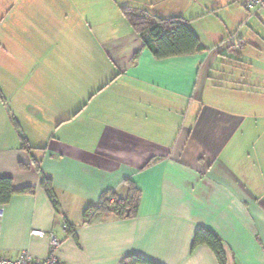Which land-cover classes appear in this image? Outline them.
Listing matches in <instances>:
<instances>
[{"label": "crops", "instance_id": "crops-1", "mask_svg": "<svg viewBox=\"0 0 264 264\" xmlns=\"http://www.w3.org/2000/svg\"><path fill=\"white\" fill-rule=\"evenodd\" d=\"M60 1L0 0V73L11 79L0 78V177L15 191L2 204L0 254L46 259L54 235L58 264H120L130 254L159 264H219L207 245L192 248L205 228L220 238L225 264H264V195L253 189L264 185V170L241 165L242 149L232 144L243 127L238 109L264 90V62L252 59L264 57V10L250 14L239 0H109L123 18L114 27L86 15L84 1ZM124 6L183 18L201 48L156 58ZM240 23L248 29L231 35ZM59 30L65 38L53 49ZM86 30L94 62L116 77L38 80L61 63L59 52L83 68L77 56ZM161 66L169 71H155ZM126 181L141 193L135 217L84 220L103 193L124 198Z\"/></svg>", "mask_w": 264, "mask_h": 264}, {"label": "trees", "instance_id": "trees-1", "mask_svg": "<svg viewBox=\"0 0 264 264\" xmlns=\"http://www.w3.org/2000/svg\"><path fill=\"white\" fill-rule=\"evenodd\" d=\"M120 9L133 30L137 34L142 35L144 45L158 59L174 55L191 54L201 48L199 39L192 33L186 21L181 17L164 18L153 15L148 11L128 6ZM125 183L128 190L124 198L119 197L113 191L103 193L97 204L86 208L83 214L84 220L91 221L96 215L119 219L135 217L139 208L141 193L131 181H126ZM41 185L54 207L58 208L51 179L44 176ZM14 192L12 180L8 177H0V205L7 203ZM111 198L113 199L112 202H110ZM66 231L68 235L76 236L75 227L69 223H66ZM201 244L207 245L212 250L219 264H225L226 256L222 242L214 232L205 228L198 229L194 236L192 248ZM120 264L159 263L130 254L125 256Z\"/></svg>", "mask_w": 264, "mask_h": 264}, {"label": "rangeland", "instance_id": "rangeland-1", "mask_svg": "<svg viewBox=\"0 0 264 264\" xmlns=\"http://www.w3.org/2000/svg\"><path fill=\"white\" fill-rule=\"evenodd\" d=\"M76 1L79 2L84 1L85 3L84 9L86 15H88L89 13L90 14L95 13V14H100V18H104V17H106L107 19L109 18L110 19L109 26L112 25H114V27L118 26L119 24H121V21L123 20L122 14L120 13L118 6L113 5L109 0H76ZM124 1L125 0H116L118 5H124L125 3ZM242 10L243 12H245L246 15H248L247 12L244 11V9ZM248 27H249L248 24L240 23L238 26L234 27V30L233 29L231 30L232 32L231 35L235 34L237 30L239 33L243 32L247 30ZM86 28L89 29L87 25ZM94 28L96 29V27ZM63 33H61V30H59L58 32V34H60V37L58 38L59 42H55L54 40H52L53 49H57V48L60 49L61 46L60 43H63V40L61 41V36L64 37L62 35ZM88 35L89 33L86 30L85 39L83 40L84 53L83 54L79 53L78 54L79 56H77L78 64L79 65L82 64L83 68H80L79 66L78 71H76L73 60L69 58L68 62H64L66 60L65 55L62 54L64 53V51L62 53L59 52V54L57 55L59 56V61H61V63L54 64V66L49 70L50 72L41 73L38 80L51 82L52 84H63L65 82H68L69 84H74L76 80L78 81L79 84H105L108 83L114 77H116L117 72H110L108 74H105L103 73L101 64L100 63L96 64L94 62V59L96 60V58H92L89 53V50L93 47V42ZM69 46H71V50H69V57L74 58V56L76 55V48L75 47L73 48L71 44ZM252 59L255 61V65L258 62H260V64H263L264 62V57H262L261 55L258 58L257 56H254ZM100 69L102 70L100 71ZM236 70L238 69H235V71ZM230 71L234 72V70H230ZM248 71L249 70L245 69L244 73L246 77L247 75H249ZM0 74H1L0 75L1 79L5 77L6 80L3 79L4 82L8 83L11 81V79L8 78V75H6L5 73H0ZM25 77L28 78V73L26 72V70L25 73L21 74L22 80H24ZM0 84H2V82ZM260 88L263 87L260 86ZM256 92H257V96L255 97L254 100L251 99L247 100L244 104H242V107L238 109V113H240V115L243 117V127L236 136L237 141L236 140L233 141L232 144L235 147L237 146L242 149L241 152L242 161L240 162L241 165H245V166L256 165L261 171H263L264 170V97H263L264 90H259V92L258 91ZM245 94H246L245 96H247L248 92ZM229 149L231 148L229 147ZM261 176L259 175L258 178L262 179ZM255 185L258 186L259 182L256 181ZM253 189H255L256 191L260 189L261 193L263 192L264 195L263 184L261 187L253 188Z\"/></svg>", "mask_w": 264, "mask_h": 264}, {"label": "built area", "instance_id": "built-area-1", "mask_svg": "<svg viewBox=\"0 0 264 264\" xmlns=\"http://www.w3.org/2000/svg\"><path fill=\"white\" fill-rule=\"evenodd\" d=\"M243 7L250 13L255 14L260 10H264V0H239ZM113 199H110L112 202ZM3 217V205H0V229H1V221ZM66 229V226H64ZM35 235L43 237L44 234L41 231H33ZM51 241V253L46 259H35L32 258L26 251L20 252L17 258H9L0 254V264H58V260L54 255L56 248L59 245V241L55 238L54 235H50Z\"/></svg>", "mask_w": 264, "mask_h": 264}, {"label": "snow or ice", "instance_id": "snow-or-ice-1", "mask_svg": "<svg viewBox=\"0 0 264 264\" xmlns=\"http://www.w3.org/2000/svg\"><path fill=\"white\" fill-rule=\"evenodd\" d=\"M155 71H157V72H167V71H169V69H166V68L161 66V67L156 68Z\"/></svg>", "mask_w": 264, "mask_h": 264}]
</instances>
